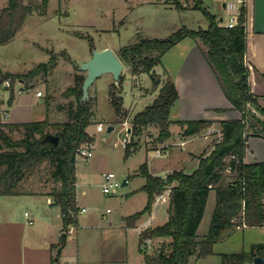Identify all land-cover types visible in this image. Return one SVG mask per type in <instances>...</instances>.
Wrapping results in <instances>:
<instances>
[{
  "label": "trees",
  "instance_id": "16d2710c",
  "mask_svg": "<svg viewBox=\"0 0 264 264\" xmlns=\"http://www.w3.org/2000/svg\"><path fill=\"white\" fill-rule=\"evenodd\" d=\"M169 1V0H166ZM50 0H8L0 11V43L9 42L23 25L26 17L34 10L45 13ZM178 8L187 5L184 0H171ZM193 6L201 7L207 18L206 28H192L182 25L166 37H142L138 41L123 45L117 54L124 63L129 64L133 74L149 72L152 87L158 90L154 99L131 117V140L126 145V155L136 150L137 137L150 125L158 127L155 144L163 142L172 135L170 125L177 121L185 125V134H194L210 127V119L172 120L171 107L179 98L175 81L163 78L155 67L162 61L167 50L187 36L197 38L204 44L205 56L220 80L225 94L234 107L242 112L240 118L221 120V138L208 154L199 157L198 166L187 172L175 169L165 177L150 172L147 161L143 162L138 173L145 177L140 189L147 192L145 207L125 217L128 225L145 212H151L156 194L170 188L168 219L144 230V236H170L167 251L152 254L143 249L147 264H188L191 256H207L215 253L214 246L231 230L239 225L264 226V160L245 161L247 140L251 135L264 137V105L251 90L250 69L246 63L247 51V7H242L239 21L234 26L220 24L217 14L202 5V0H193ZM46 61L37 62L26 71H9L0 67V86L6 77L13 82L20 79L23 87L32 86V80L41 73L50 72L57 64L61 54L48 50ZM85 74L76 72L74 82L62 92L64 97H72L60 109L67 112V119L52 121L47 115L41 119L20 122L0 120V195L22 192L19 182L27 171H32L40 163L49 160L53 167L52 178L55 184L50 190L53 203L60 207L64 225L74 224L77 218L72 211L79 210L77 204V149L94 136L87 126L94 121L97 98L90 95L82 100V85ZM111 83L109 98L117 120H125L128 109L124 105L122 81ZM15 97L10 91L9 101ZM51 96L45 98L47 107ZM255 108L260 114L252 110ZM22 132L15 138L9 130ZM48 134L57 135L58 142L46 138ZM226 171H229L226 172ZM176 181V184H172ZM211 190L216 192V203L212 211L209 228L202 237L198 228L203 219ZM142 238L140 239L139 248ZM62 243V242H61ZM264 256V242H254L248 251L222 252L224 264H244L253 261L255 255Z\"/></svg>",
  "mask_w": 264,
  "mask_h": 264
},
{
  "label": "rangeland",
  "instance_id": "374dc122",
  "mask_svg": "<svg viewBox=\"0 0 264 264\" xmlns=\"http://www.w3.org/2000/svg\"><path fill=\"white\" fill-rule=\"evenodd\" d=\"M7 1L0 0V11ZM224 1L229 2L227 8L223 6ZM234 1L202 0V5L227 19L231 15ZM165 2L172 4L171 0H50L45 13H39L36 10L29 13L15 36L7 43H0V67L14 72L26 71L37 62L46 61L50 55L49 49L59 52L66 50L67 54L71 55V59L66 54H61L56 67L48 73L39 74L32 80V88L24 93V96L29 99L23 106V108L28 106L24 117L33 120L48 115L52 121L67 119V112L57 108V104L67 102L69 97H64L62 92L74 82V74L76 72L86 74V71L79 69V64L91 57L94 48L111 47L117 52L121 46L134 43L142 37H166L182 25L192 28L208 26V18L204 10L193 6V0H184L187 5L184 8H178ZM193 38L188 37L186 40L197 39ZM186 40L167 50L162 61L156 65V72L163 78L172 77L174 69L182 59L186 47L185 42H189ZM201 45L204 47L202 42ZM122 73L124 74L122 81L124 105L128 108L125 120L128 119V124L124 122L125 120H117L115 109L110 102L109 87L114 82L113 75L105 72L98 76L91 85L90 95L97 98L94 121L87 126L89 133L94 136L93 155L89 160L82 156L77 157L76 173L80 181L78 189H86L88 193L84 196L87 209L79 213L82 222L74 224L70 233L74 249L77 247L79 237L80 243L83 240L88 247L93 244L99 253L100 250L101 252L106 251L107 246L109 247L107 237L114 230V225H108L109 221L116 224L118 221L123 222L122 215L143 208L147 200L146 193L134 192L145 179L143 175L137 173L143 162L153 161L152 165L155 169H158L166 159H169L167 165L177 164L176 159L171 158L170 150L164 149L160 155H156L155 146L160 144H155L153 138L157 136L159 129L153 125L142 130L141 136L137 137L138 148L126 155L123 139L128 127L133 126L131 117L151 102L158 90L152 87L153 82L149 72L143 71L138 76H134L129 64L125 63ZM18 84L15 81V94L18 93L16 92ZM2 87V96H7L9 91ZM36 90H42L44 99L51 96L48 107L46 102L41 101V97L36 94ZM6 107H8L7 104L0 105V120L8 117L3 113ZM129 109H132L131 115H129ZM176 110L177 104L171 109V117L176 115ZM252 110L260 114L253 107ZM97 121L105 123L103 130L97 129ZM109 124L114 125L112 130H108ZM9 132L15 138L23 136L22 132L12 129ZM220 138L221 135L213 138V147ZM191 147L193 145L187 144L184 150ZM210 147L208 145L204 152L198 151L194 157L208 154L213 149L210 150ZM208 150L210 151L207 152ZM52 170L53 167L49 160H45L32 171H27L18 187L26 193L51 190L55 184H59L53 180ZM110 170L114 171L120 180L130 175V182L122 184L115 192H104L102 189L104 174ZM160 171L164 172V170ZM226 172L229 173V171ZM11 200H13L12 197L11 199L6 198L4 203L7 206H16V212L19 217H22L23 223L27 222L32 226L33 223L38 224V219L33 215L38 212L39 205L42 204L40 196L24 193L15 197L16 201ZM215 201L216 192L214 190L198 228L199 237L204 236L209 228ZM108 208L110 211L107 212ZM58 210L54 208V212ZM25 211L31 213L33 223L27 220ZM154 211L156 216L153 219V226L164 223L168 219L167 201L160 202ZM105 212H107L106 215ZM148 216L147 211L138 218L135 227L127 232L123 227L121 228L123 243L118 251L123 257H128L131 264H147L145 260H142L145 248L139 249L143 235L139 234L136 226ZM59 219L57 217L58 221ZM56 239L60 238L56 236ZM170 240V236H155L152 245L146 251L152 254H157L161 249L167 251ZM256 241H264V226L235 228L215 244V253L203 257L193 255L188 264H224L222 252L247 251ZM123 264H126L125 260ZM244 264H254V262L247 260Z\"/></svg>",
  "mask_w": 264,
  "mask_h": 264
},
{
  "label": "crops",
  "instance_id": "0c3cea01",
  "mask_svg": "<svg viewBox=\"0 0 264 264\" xmlns=\"http://www.w3.org/2000/svg\"><path fill=\"white\" fill-rule=\"evenodd\" d=\"M224 2L226 5H224ZM224 2L223 6L226 8L229 2ZM165 3L169 4L167 2ZM246 7L247 51L245 59L250 69L249 80L251 90L259 102L264 105V0H249ZM217 18L221 20L222 18L224 19V16L217 14ZM188 37L191 36L184 37L176 44L182 43V41L186 40ZM186 41L189 42H185L186 47L182 54V59L174 69L171 77L176 83L179 92V98L175 102V104H177L176 115L171 117L170 110V118L172 120L203 118L210 119L213 121V123L209 128L203 129L202 131L194 134H185L184 124H181L177 121L171 123L170 128L172 135L158 144L163 146L162 151L164 149L170 150L172 153L171 158L174 157L177 161V164L167 165L169 164V159H166L162 162L158 169H155L152 165L153 161L150 162L149 160H146L150 172L154 175L163 177L175 169H183L187 172H192L199 163V157H194V154L198 151L204 152V149L207 148L208 145L211 146V150L213 148L212 144H214L212 142L213 138L215 136L221 135V120L240 118L242 116V112L234 107L233 103L225 94L220 80L218 79L214 69L211 67L205 56L204 47L201 45V42L198 39ZM133 75L138 76V74ZM31 88L32 86L27 87L22 92L15 94V97L11 102L8 99L9 93L7 96H2V93H0V105L7 104L8 107H6V109L9 110L7 119H2V121L20 122L30 120L24 117L25 114H27L26 108L28 106L26 108H23V106L29 101V99L24 96V93ZM39 96L41 97V101L45 102V99L42 97V95ZM71 98L72 97H69L68 100ZM63 103L64 102L58 103L57 108H59V104ZM131 114L132 109H129V115ZM176 126L177 129H175ZM216 131L218 133H215ZM182 139H187V142L183 145L180 144ZM187 144H191L193 147L188 149L186 148L187 150H184V146ZM259 160H264V137L260 135H251L247 140L245 161L255 162ZM160 170H164V172L162 173ZM127 177L129 178V181L126 184H128L131 179L130 175ZM144 183L145 179L144 182L138 187V189H135L134 192L143 191L146 193L148 200L147 192L143 189H140ZM176 183L177 182L174 181L172 184L174 185ZM79 184L80 181L77 175L76 199L79 206V213H81V207L87 208V202L84 200V196L87 195L88 191L86 189L79 190ZM24 193L41 197L42 204L39 205L40 208L38 212L33 215L34 218L36 216L38 219L37 225H35V223H33V226L28 225L27 222L26 224L23 223L21 220L22 217H19L16 212V206H7V204L4 203L6 198L11 199L12 197L13 200L11 201H16L15 197L23 195ZM213 193L214 190H211L207 205L209 198L210 196L212 197ZM168 199L166 200L167 208L169 205ZM147 200L143 208L145 207ZM54 208L59 209L58 212H54ZM107 212L104 214L106 215ZM151 212L156 214L154 207L152 208ZM151 212H149V215ZM129 214L122 215L124 220L123 222L118 221L116 224L111 220L109 221L108 225H114V230L107 237L109 247L107 246L106 251L104 252H101L100 250L99 253L96 247H93V244H90L91 242H89V247L83 242V240L82 243H80L79 237L77 247L74 249L72 244L73 238L70 235L72 231L68 232L67 229L73 227L74 224H80L81 218L78 214L77 222L74 224H68L65 227L60 207L53 203V197L50 194V190H38L34 193H26V191H24L14 194H1L0 264H123V260H125L126 264H131L130 259L128 260V257H123L118 251L123 243V239L121 238V228L123 227L127 232L129 229L135 227L128 225L125 219V217ZM30 216L31 213L28 212V219ZM57 217L60 218L59 221L57 220ZM56 236L60 239H56ZM60 241L62 243H59ZM124 241L127 243V239ZM142 260L144 261L143 253Z\"/></svg>",
  "mask_w": 264,
  "mask_h": 264
},
{
  "label": "built area",
  "instance_id": "2783aa9c",
  "mask_svg": "<svg viewBox=\"0 0 264 264\" xmlns=\"http://www.w3.org/2000/svg\"><path fill=\"white\" fill-rule=\"evenodd\" d=\"M249 0H235L234 2H232V11H231V15L227 18V19H221L220 24L226 25V26H234L238 23L239 21V17L241 15L242 12V7L247 6ZM229 5V4H228ZM228 5L226 6V8L228 7ZM246 27H247V23H246ZM15 81H17L19 84L16 92L20 93L22 92L25 88L23 87V82L20 79H16ZM15 81L13 82V79L11 77H6L3 80V83L1 86H3L2 88H6L9 91V97H10V91L11 89H15ZM1 86H0V93H1ZM37 94L38 95H42L43 92L42 90H37ZM8 97V99H9ZM3 113L7 116L9 113L8 109H3ZM126 124H128V119H126L124 121ZM96 127L98 130H103L105 127V123L103 121H97L96 123ZM131 140V128L128 127L127 131H126V135L123 139V144L126 146L127 143ZM187 142V139H182L180 141V144H185ZM156 147V155H160L162 153V147L161 145L155 146ZM93 155V143L92 141H88L85 142L83 144H81L78 149H77V157L78 156H82L85 159L89 160V158ZM127 182L129 181V178L126 177ZM124 180V179H123ZM123 180H120L117 177V174L114 171H108L104 174V181H103V185H102V189L104 192H115L117 190V188L119 186H121L123 184ZM170 196V188H167L166 190H164L161 193L156 194L155 200L153 202V207L156 208L160 202L162 201H166ZM87 208L86 207H81L82 211H85ZM110 208L107 209V211H109ZM26 214L28 215V211H26ZM79 214V210L77 211H72L71 212V217L73 218H77ZM156 214L154 212H151L150 215L148 216V218H146L145 220L142 221V223L138 226H136V228L138 229L139 234H142V247L145 248V250L152 245L153 240L155 238V236H151V235H147L144 236L143 232L145 229L152 227L153 226V219L155 218ZM28 221L30 223H33V219L31 217H29ZM247 226L246 224L243 225H239V227H245ZM68 232L72 231V227H70L69 229H67ZM67 264V263H64Z\"/></svg>",
  "mask_w": 264,
  "mask_h": 264
},
{
  "label": "water",
  "instance_id": "95a60500",
  "mask_svg": "<svg viewBox=\"0 0 264 264\" xmlns=\"http://www.w3.org/2000/svg\"><path fill=\"white\" fill-rule=\"evenodd\" d=\"M224 5L226 3L224 2ZM124 67V62L119 57L117 52L111 47H104L102 49L94 48L90 58L82 61L79 64V69L86 71L85 78L82 85V100H87L90 97V86L94 83L96 78L105 72H110L113 75L114 83L119 84L120 76ZM108 130L114 128L113 124L108 125ZM46 138L58 142L59 137L57 135L48 134ZM167 181V176H165ZM127 183V179L124 178L123 184ZM254 264L264 263V256L255 255L253 258Z\"/></svg>",
  "mask_w": 264,
  "mask_h": 264
}]
</instances>
